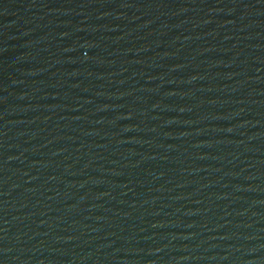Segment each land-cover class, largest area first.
<instances>
[{"label": "water", "instance_id": "water-1", "mask_svg": "<svg viewBox=\"0 0 264 264\" xmlns=\"http://www.w3.org/2000/svg\"><path fill=\"white\" fill-rule=\"evenodd\" d=\"M0 264H264V0H0Z\"/></svg>", "mask_w": 264, "mask_h": 264}]
</instances>
